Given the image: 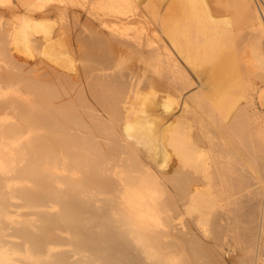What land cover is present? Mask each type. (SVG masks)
Masks as SVG:
<instances>
[{
  "label": "bare ground",
  "instance_id": "1",
  "mask_svg": "<svg viewBox=\"0 0 264 264\" xmlns=\"http://www.w3.org/2000/svg\"><path fill=\"white\" fill-rule=\"evenodd\" d=\"M71 1H81L79 9L61 22L50 4L61 0H0V79L17 80L24 95L0 97L10 115L0 121V231L15 239L10 252L31 264H224L229 230L241 249L264 250V196L255 190L264 191L256 153L264 157V135L238 126L239 99L221 79L244 72L230 62L236 45L207 43L216 30L245 26L259 51L254 67L264 73V27L253 1L133 0L132 15L154 27L132 32L112 29L113 20L86 6L114 16L116 0ZM64 41L65 61L80 64L65 78L67 95L51 84L67 73L55 63L54 47ZM224 134L230 147L213 144L212 158L227 156L230 172L216 164L207 176L239 197L227 202L231 216L215 209L195 229L192 211L209 202L196 145L209 148L210 135ZM0 264H11L3 251Z\"/></svg>",
  "mask_w": 264,
  "mask_h": 264
},
{
  "label": "rangeland",
  "instance_id": "2",
  "mask_svg": "<svg viewBox=\"0 0 264 264\" xmlns=\"http://www.w3.org/2000/svg\"><path fill=\"white\" fill-rule=\"evenodd\" d=\"M2 1H4V0H2ZM251 1H253L252 4L253 3L255 4V7H256L255 9H256V11L258 10V14H260V20H262V25H263L262 27H264V19H263V16H261L262 14L259 13V9H258V7L260 6L261 7L260 9L263 8L262 11L264 13V0H251ZM104 2L105 1H102L101 4ZM2 3H4V2H2ZM52 3L55 5V7L60 8V9L62 7L64 9V11H63V9L62 10L59 9L58 11H56V13L54 12L53 19L55 18L54 20H58V18H59V20L61 22H65V20H67L66 16L68 15V13H66V12L68 10H71V7L74 9H79V5L81 4V1L72 2L71 0H61V2L57 4V6H56V2H50V4H52ZM115 4L119 7H117V12H115L114 16H112L113 13L111 10L107 11L106 8L102 5L99 8H97L98 10H95V7H97L96 6L97 4L94 2H92V3L89 2L86 4V6L90 9L89 12L91 13V15L99 14V18H101L102 20H106V21L113 20V21H110V22H112V26H113L112 29H127V31H129V32H132L130 30H133V29L134 30L135 29H150V28L153 29L152 27H154V26L152 24H150L149 22H147L144 17L132 15L134 12L139 11L136 8L137 7L136 2H134L133 0H116ZM205 6H207V5H205ZM75 7H78V8H75ZM201 7H203V4H201ZM61 11H63V13ZM58 14H60V15L58 16ZM61 14L66 15V16L61 17ZM18 18H20V17H18ZM18 18H16V19L14 18L15 19L14 22H16V24H18L20 22L19 20H21ZM109 18H110V20H109ZM91 19H94V18L91 17ZM130 19L132 20L133 23L130 22L131 21ZM176 21H177V19H176ZM175 22L174 21L172 22V26L177 24V22L176 23ZM245 30H248V29H246V27L243 25H239L238 27H234L233 29H227V31L225 33L221 29L216 30V31H214L215 33L211 36L210 41H208L207 43L210 44V46H212L214 48H225V47L230 48V46L236 45V48H235V46L233 47V51L235 53L234 55H236V56H234L233 59H230V62H234L235 60L239 61L237 63V65H240L243 68L244 72L243 73L227 72V73L222 74L223 76H221V79H223V80L225 79V81H227L226 87L229 90H231L232 92H234V94H235L234 96H236L239 99V103L236 104L234 106V108L232 109L233 112H235L239 115V117H240L239 120H240V122H242L238 126H245L246 127V125H248L249 131H253V130L258 131L260 134L264 135V73H262L260 71V69L257 68L258 66H257L256 62L258 61L257 57H259V54H258L259 51L256 47L257 44H254V43H256L255 39L253 38V36H250L249 34H247L246 33L247 31H245ZM56 31L62 32V31H64V29H59V30L56 29ZM244 33H246V34H244ZM241 36H243L241 39L242 41H240ZM260 36H261V38L264 37V33L260 34ZM232 41H235L236 44ZM241 42H243V43H241ZM238 43H239V45H238ZM61 44H63L62 45L63 48L61 47ZM61 44H59L60 46L54 47V50L56 49L54 51L55 53L57 52V50L59 48H60L58 50L59 52H57L58 54H60V51L63 54L65 53L63 51H66V49H67L66 48V41L62 42ZM179 47H180L179 45H176V47H174V50H177ZM254 47L256 48L258 53L255 52L256 50ZM253 48H254V50H253ZM251 52L255 53L256 55L254 56V54H252ZM58 54H57V60L59 59V62H55V63L57 65H59L64 71L67 68L66 69L67 73L63 72L64 73L63 74L61 72L63 70H61L60 71L61 74L59 72L58 74H60V75H56V77H55L57 79L52 78V80H54V81H51V84L57 88L59 93H61L63 95H67L68 93H66V90L68 89L67 92H69V84L68 83H70L69 82L70 76H69L68 72H69V70H71V68H77V69H78V67L80 68V64H73V63H71L70 60L65 61V59L68 60L66 54H64V55L60 54V56ZM242 54L246 55L247 58H245V60L243 58L238 57L239 55H242ZM62 55L64 57H62ZM253 56H254V59H253ZM255 57H256L257 61H256ZM63 60H64V63H63ZM67 62H68V64H67ZM254 63H256V64L254 65ZM70 64H71V66H70ZM231 65L235 66L236 63H231ZM67 66H69V67H67ZM254 66H257V67H254ZM256 71H257V73H256ZM59 76H61V78ZM65 78L68 79L69 81L67 82V80ZM2 80H4V79H2ZM2 80L0 79V82H2V84L4 85L5 83ZM8 80H10V81H8ZM14 80L15 79H7L6 80L7 85L5 84L4 86L5 87L9 86L8 83H10V84L14 83V85H11V86H13V90H12L11 86H10L11 88L7 87L6 89L3 87L4 88L3 90L0 89L1 90L0 91V97L1 96L6 97V95H8V94H13L15 96L24 97V95H18L19 90L16 89V86L18 87V81L17 80L14 81ZM60 80H62V81L66 80V81H63L64 85L62 84L63 82H61ZM2 84L0 83V87L3 86ZM62 85H63V87H62ZM65 86H66V89L63 90V92H61V90H62L61 88L64 89ZM22 92H25V91L22 90ZM5 109L7 110V112ZM5 109H4L5 111H3V109H0V110H2V113H1L2 115L0 116V121L10 117V115L7 114L9 112V110H8L9 108L5 107ZM5 113H6V115H5ZM228 139L229 138L226 134L221 135V137H216L214 135H210L209 140H210L211 144H210L209 148H207L206 145L203 144V142L200 143L199 145H196L197 147H196V154L195 155L199 156L201 159H204V160H198L200 165L204 166V167L199 168L198 177L200 175L201 180L202 181L204 180V181L201 182L200 178L199 179L197 178V181L201 182L200 187H201V189H204V192H203L204 196L207 195V200H209V202L208 201L203 202L201 204V206H200V204L197 203V205L200 208L198 210H195L196 212H194V210L193 211L191 210L192 213H194V216L196 217L194 220V226H196L195 229H200V228L204 229V226H203V224H201L200 221L203 220L206 216L207 217L210 216L211 212H213V210H215V209L222 211V213H228V215L231 216L232 214L229 211V206H228L227 202L229 199H231L233 197H235V198L237 197L236 199H238V197H239L237 195L235 196L233 194H229V191L222 188V187H219V188L216 187L212 183L210 177L207 176L212 171V167L216 164H217V167L222 166L223 167L222 169H224L225 171L226 170L229 171L230 159L227 156L225 157V155H224L222 157H225V158H220V160H217V161L213 160V158H214L213 155L218 154V152L215 151V149H214L215 144H217L221 149H227L230 147L227 144L229 142ZM213 144H214V146H213ZM192 145H193V143H192ZM256 153L258 155L257 158H258L259 163H264V157H263V155H261V152H259V150H257ZM195 155H193V156H195ZM249 155L251 156V148H249V150L246 152V156L248 157ZM205 170H206V172H205ZM201 174L205 175L204 177H206V179L205 178L203 179L201 177ZM205 188H207V189H205ZM255 190L257 191L258 194L264 196V191H262L261 187H259L258 185H256ZM200 196L203 197L202 193ZM192 205H195V204L192 203ZM203 210H204V212H203ZM191 211L190 212L187 211L185 213L188 215L191 213ZM186 214L181 215L182 220L186 219V217H187ZM196 214L197 215L199 214V215L196 216ZM203 214H204V216H203ZM198 220H199L200 224L197 225ZM242 225H241V223L238 224V226H242ZM262 227H264V225ZM3 231L4 232L0 231V252L3 251L6 254V256L10 260L11 264H31L27 259H24L23 257H21V255L18 251H17V253L10 252V250H9L10 245L12 244V242L15 241V239H12L8 236L9 230H7L5 228V226H4ZM222 235H223L222 238L224 241V244L222 247V252L224 253V254L222 253V260H224V261L226 260L225 262L223 261L224 264H229V263L230 264L231 263L232 264H243V263L244 264H262L263 263L264 252H262V251H264V250H262V251L260 250V252H259V250L256 251V247H255L254 243L250 245L251 249L246 248V247H245V249H241L240 245L236 241V236H235L234 232L229 230V231L225 232V234H222ZM261 247H264V244L261 243ZM224 249H226V250H224ZM230 250H232V251H230ZM239 252L242 254H240ZM226 253H228V254H226ZM232 254H233V256H232ZM246 254H248L247 255L248 257L245 256ZM252 254H253V256H250ZM258 254H259V256H258ZM226 255L227 256L229 255L228 257L230 259ZM230 255L232 257H230ZM244 256H245V258H244ZM242 258H244L243 260H245V261H243ZM228 260H229V262H227ZM232 260L233 261L237 260V262L235 261L236 262L235 263ZM242 261H243V263H242Z\"/></svg>",
  "mask_w": 264,
  "mask_h": 264
}]
</instances>
